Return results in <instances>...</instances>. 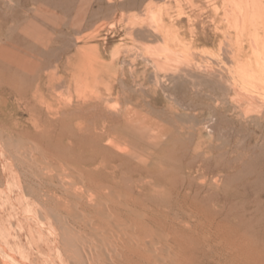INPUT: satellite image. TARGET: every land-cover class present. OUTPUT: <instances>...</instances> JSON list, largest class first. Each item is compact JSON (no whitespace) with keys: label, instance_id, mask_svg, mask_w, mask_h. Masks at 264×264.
<instances>
[{"label":"bare ground","instance_id":"6f19581e","mask_svg":"<svg viewBox=\"0 0 264 264\" xmlns=\"http://www.w3.org/2000/svg\"><path fill=\"white\" fill-rule=\"evenodd\" d=\"M181 1L172 0V3L180 6ZM185 1L196 3V0ZM224 1L228 7L223 19L234 33L229 52L236 65L230 73L235 79L232 86L236 88L235 84L241 83L264 89V0ZM155 8L147 11L135 33L143 44L152 42V46L143 45L144 61L154 69L152 100L144 103L152 110L151 115L131 104L120 112L103 108L108 96H114L111 82L116 80L113 71L116 68L112 70L85 48L81 49L82 55L68 58L67 63L74 72L69 79L70 91L75 82L86 87L74 89L73 107L56 108L50 100L54 99L50 88L57 80L61 83V78L56 75V80L55 73L48 70L53 67V60L63 61L71 48L68 41H63L65 37H42L38 44L44 45V52L41 49L37 68L23 78L17 77L14 70L17 65L11 42L14 33L9 29L11 39L7 36L5 42L0 37V264H223V259L228 260L227 264H264L262 252L250 241L237 236L230 238L229 233L226 236L216 220L207 219V223L196 225V228L201 225L199 230L183 233L186 224L181 225L177 217L181 206L177 215L174 214L177 220L172 221V196L159 199V192L167 190L159 191L162 188L156 183L159 173L156 149L158 144H170L172 140H163L164 125L153 114H158L156 110L162 104L159 90L166 94L165 86L172 84V75L177 78L186 72L176 69L178 63H172V57L189 49L172 30L174 19L172 16L171 20L168 8ZM178 11L180 19L185 12L181 7ZM70 26L65 21L57 29L64 32ZM246 42L252 48L249 56L244 54ZM153 43L159 44L153 46ZM25 52L24 57L19 52L22 56L18 61L30 58L31 51L25 49ZM59 67L56 65V69ZM193 76L195 79L196 75ZM236 92L238 95L239 90ZM166 106L161 111L166 112L172 123V105ZM21 110L27 111L28 119L19 117ZM86 110L92 112L82 115ZM180 134L188 132L182 129ZM141 135L152 140L143 142ZM26 142L40 145V150L35 148L34 155L24 152L22 146ZM187 195L186 190L182 195L186 201ZM188 213V217L197 214ZM207 215L205 218H213L216 214Z\"/></svg>","mask_w":264,"mask_h":264},{"label":"rangeland","instance_id":"374dc122","mask_svg":"<svg viewBox=\"0 0 264 264\" xmlns=\"http://www.w3.org/2000/svg\"><path fill=\"white\" fill-rule=\"evenodd\" d=\"M223 1L196 0V3L190 4L183 0L179 6L176 2L172 3V0H0V37L5 42L6 39H11L8 36L9 29L11 34L14 33L11 39L15 44L12 45L13 54L15 53L17 58L14 70L19 78L26 77L25 74L37 68L41 49L44 52L42 47L44 45L38 44L42 37L50 35L65 37L63 41L66 43L68 41L67 45L71 48H68L63 61H52L51 69L55 70H48L53 75L55 73L56 80L58 79L56 75L61 78V83L57 80L50 88L54 97L50 100L56 108L73 107V100L76 99L74 89L76 86L82 90L86 87L81 82H75L72 85L73 90L70 91L69 79L73 78L74 72L68 69L67 63L68 58L76 54L82 55L81 49L85 48L90 53L93 52V56L100 57L99 59L106 62L105 65L112 70L116 68L113 70L116 80L111 82L114 96H108L103 108L108 111L113 108V112H120L131 104L134 108L138 107L140 109H136L151 115L152 110L144 103L149 104L152 100L151 89L155 87L154 69L144 61L143 55L146 51L144 48L152 46L150 44L152 42L145 41L143 44L135 33L141 28V22L147 17L145 15L149 9L168 8L171 20L172 16L174 19L171 21L172 30L183 38L189 51L178 52L176 57H172V63L173 61L178 63L177 70L185 69L186 72L182 71L185 75L181 74L185 77L177 75L179 79L172 75L174 77L172 84L168 83L170 88L168 84L165 86L166 94L159 90L162 104L156 110L158 114L155 112L153 114L164 125L166 134H163V140L166 142L172 140L170 144H158L156 149V159L160 165L157 164L159 173L155 181L162 189H159L158 185L156 188L159 191L167 190L162 193L158 191L161 197L159 199L172 196V221L178 217L181 225L186 224L183 227L189 231L182 227L183 233L189 234L199 230L201 225H198L199 229L196 225L202 221L207 223V219L216 220L215 222L222 225V228L224 226L221 230L224 234L226 232V236L229 233L230 238L237 236L245 242L250 241L264 254V89L261 86L251 87L245 84L242 86L241 83H236V88L232 86L234 78L232 75L230 77V73L236 65L229 52L232 50L230 40L234 33L223 19L228 7ZM152 4L154 5L151 6ZM180 7L185 13L179 19L177 17ZM65 21L71 28L65 27L64 32H61L57 28ZM252 33L253 30L250 28V37ZM154 44L159 43H153V46ZM245 46L244 54L251 55L252 48L247 42ZM24 48L31 52L30 58L27 56L22 63L18 59L19 56H25ZM20 51L22 55L19 54ZM163 59L165 60L164 55ZM56 65L60 66L57 68L59 71ZM227 67L230 69L227 70ZM218 72L225 78L220 79L222 75H218ZM189 73L195 74V79L193 74L190 76ZM236 79L240 80L238 74ZM233 81L235 83V79ZM225 84L227 87L223 86ZM236 89L239 90L238 95ZM46 92L49 93L48 90ZM56 100L58 102H55ZM72 101L73 103H70ZM169 104L172 105V123H169L166 112H162ZM89 112L92 111L86 110L81 114L88 115ZM19 117L28 119L29 115L27 111L21 110ZM182 129L188 134L181 135ZM141 137L143 142L152 140L147 135ZM39 147L40 145L26 142L22 150L34 155L40 150ZM191 183L192 188L186 189ZM186 190L188 198H185L189 199L187 201L182 196ZM180 198L188 203L185 204ZM181 202L182 205L179 204ZM193 206L199 211L193 210ZM183 212H189V216L193 214L196 218L188 217ZM210 212L216 214L214 215L216 219L213 215V218H205ZM174 214L177 215L176 218ZM176 220L174 222H177ZM225 261L228 262L223 259L222 263L227 264Z\"/></svg>","mask_w":264,"mask_h":264}]
</instances>
